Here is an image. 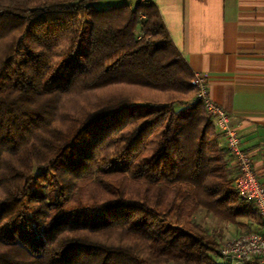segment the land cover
I'll return each instance as SVG.
<instances>
[{"label": "trees", "instance_id": "16d2710c", "mask_svg": "<svg viewBox=\"0 0 264 264\" xmlns=\"http://www.w3.org/2000/svg\"><path fill=\"white\" fill-rule=\"evenodd\" d=\"M98 1L0 0V264H218L198 215L260 214L157 5Z\"/></svg>", "mask_w": 264, "mask_h": 264}, {"label": "crops", "instance_id": "0c3cea01", "mask_svg": "<svg viewBox=\"0 0 264 264\" xmlns=\"http://www.w3.org/2000/svg\"><path fill=\"white\" fill-rule=\"evenodd\" d=\"M149 1L193 73L207 77L264 184V0Z\"/></svg>", "mask_w": 264, "mask_h": 264}, {"label": "built area", "instance_id": "2783aa9c", "mask_svg": "<svg viewBox=\"0 0 264 264\" xmlns=\"http://www.w3.org/2000/svg\"><path fill=\"white\" fill-rule=\"evenodd\" d=\"M191 83L196 88L195 98L203 102L226 140L238 172L234 184L239 195L254 203L264 221V184L258 177L253 157L242 148L238 129L231 124L230 114L209 95L207 77L194 73ZM219 256L229 264H264V232L254 231L229 238L223 243Z\"/></svg>", "mask_w": 264, "mask_h": 264}, {"label": "rangeland", "instance_id": "374dc122", "mask_svg": "<svg viewBox=\"0 0 264 264\" xmlns=\"http://www.w3.org/2000/svg\"><path fill=\"white\" fill-rule=\"evenodd\" d=\"M137 1L138 0H99L96 4L100 7H109L122 5L124 3L135 5ZM61 48H63V45L60 47V49ZM138 95L140 94L138 93ZM187 100L192 102L195 101L196 98L193 95ZM46 187H44L45 190H47ZM198 220L202 222L203 225H205L207 228H210L213 234H215L219 238V241L221 243L226 242L229 238H234L242 234L253 232L263 226L262 219L260 218V216H258L257 213L253 212H249L248 214L240 218L241 223H244L245 226L226 223L212 216L205 215L204 213L198 215ZM214 259L218 264H229L227 261L223 260L219 256V252L218 255H214Z\"/></svg>", "mask_w": 264, "mask_h": 264}]
</instances>
